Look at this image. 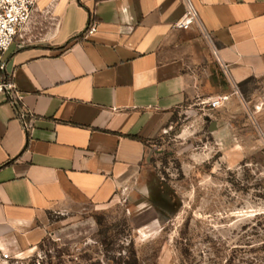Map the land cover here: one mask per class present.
Segmentation results:
<instances>
[{
    "label": "crops",
    "instance_id": "0c3cea01",
    "mask_svg": "<svg viewBox=\"0 0 264 264\" xmlns=\"http://www.w3.org/2000/svg\"><path fill=\"white\" fill-rule=\"evenodd\" d=\"M190 2L209 39L175 27L184 0H36L2 54L21 99L0 92V264L48 236L68 245L80 227L52 217L103 206L119 188L152 205L159 182L142 173L141 140L175 109L264 77V0ZM253 114L264 130V104Z\"/></svg>",
    "mask_w": 264,
    "mask_h": 264
},
{
    "label": "rangeland",
    "instance_id": "374dc122",
    "mask_svg": "<svg viewBox=\"0 0 264 264\" xmlns=\"http://www.w3.org/2000/svg\"><path fill=\"white\" fill-rule=\"evenodd\" d=\"M262 104L264 77L237 87L221 112L175 109L145 145L142 173L165 196L157 205L119 188L103 206L52 217L80 227L68 245L48 236L10 264H264Z\"/></svg>",
    "mask_w": 264,
    "mask_h": 264
},
{
    "label": "built area",
    "instance_id": "2783aa9c",
    "mask_svg": "<svg viewBox=\"0 0 264 264\" xmlns=\"http://www.w3.org/2000/svg\"><path fill=\"white\" fill-rule=\"evenodd\" d=\"M184 2L186 7L185 14L175 23V27L182 28L197 25L203 37L209 39L207 33L200 26L197 13L190 0H184ZM35 6L36 0H0V92L12 93L13 99L17 103L20 101L21 96L13 79L3 75L5 68L2 54L8 49L18 33L25 28ZM95 27L94 22H91L86 29L87 35L93 34ZM234 93H237L236 88L234 89ZM228 101V95H218L202 99L200 104L206 106L208 109H215L223 107ZM257 108L255 106L254 111ZM39 263L36 260V264Z\"/></svg>",
    "mask_w": 264,
    "mask_h": 264
},
{
    "label": "flooded vegetation",
    "instance_id": "af4514ba",
    "mask_svg": "<svg viewBox=\"0 0 264 264\" xmlns=\"http://www.w3.org/2000/svg\"><path fill=\"white\" fill-rule=\"evenodd\" d=\"M152 182L148 185V191H149V193H148V198H149V201H151V203H152V205H154V204H156L155 203V199L154 198H156V199H158V200H161L162 199V197L164 198L165 196H164V194L162 193V192H160L158 189H157V182H156V180H154V179H152L151 180ZM154 197V198H153ZM151 198V199H150ZM157 205V204H156Z\"/></svg>",
    "mask_w": 264,
    "mask_h": 264
},
{
    "label": "trees",
    "instance_id": "16d2710c",
    "mask_svg": "<svg viewBox=\"0 0 264 264\" xmlns=\"http://www.w3.org/2000/svg\"><path fill=\"white\" fill-rule=\"evenodd\" d=\"M141 141L144 143V145H146V143H147L148 140H144V141L141 140ZM119 263H122V264H137L136 259L134 258V256H132L130 260L120 261ZM39 264H41V262Z\"/></svg>",
    "mask_w": 264,
    "mask_h": 264
}]
</instances>
